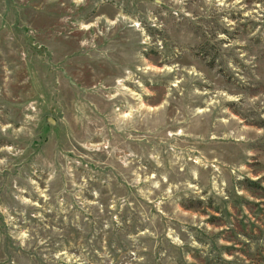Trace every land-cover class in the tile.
I'll list each match as a JSON object with an SVG mask.
<instances>
[{
	"label": "rangeland",
	"instance_id": "374dc122",
	"mask_svg": "<svg viewBox=\"0 0 264 264\" xmlns=\"http://www.w3.org/2000/svg\"><path fill=\"white\" fill-rule=\"evenodd\" d=\"M0 264H264V0H0Z\"/></svg>",
	"mask_w": 264,
	"mask_h": 264
},
{
	"label": "water",
	"instance_id": "95a60500",
	"mask_svg": "<svg viewBox=\"0 0 264 264\" xmlns=\"http://www.w3.org/2000/svg\"><path fill=\"white\" fill-rule=\"evenodd\" d=\"M47 121L51 122V123H54V120L52 118H47ZM43 123L46 124V121L43 120Z\"/></svg>",
	"mask_w": 264,
	"mask_h": 264
}]
</instances>
